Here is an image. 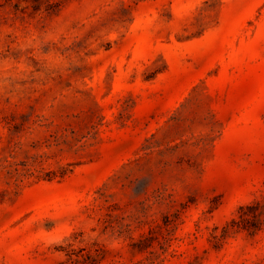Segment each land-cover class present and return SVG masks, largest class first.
<instances>
[{"label": "rangeland", "instance_id": "374dc122", "mask_svg": "<svg viewBox=\"0 0 264 264\" xmlns=\"http://www.w3.org/2000/svg\"><path fill=\"white\" fill-rule=\"evenodd\" d=\"M0 264H264V0H0Z\"/></svg>", "mask_w": 264, "mask_h": 264}, {"label": "trees", "instance_id": "16d2710c", "mask_svg": "<svg viewBox=\"0 0 264 264\" xmlns=\"http://www.w3.org/2000/svg\"><path fill=\"white\" fill-rule=\"evenodd\" d=\"M249 218L246 216H242L239 220H232V223L237 226H243V227H248V223L251 222ZM86 256L88 258H92V255L89 253H86ZM78 261V260H77Z\"/></svg>", "mask_w": 264, "mask_h": 264}]
</instances>
